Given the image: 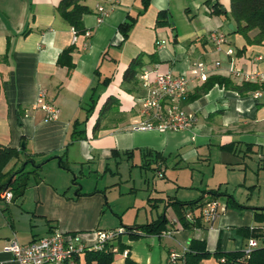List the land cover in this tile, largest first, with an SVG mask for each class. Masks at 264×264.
Wrapping results in <instances>:
<instances>
[{
	"label": "crops",
	"instance_id": "obj_1",
	"mask_svg": "<svg viewBox=\"0 0 264 264\" xmlns=\"http://www.w3.org/2000/svg\"><path fill=\"white\" fill-rule=\"evenodd\" d=\"M60 1L0 0V146L19 152L4 171L22 168L31 173L33 164L24 165L27 159L42 163L29 175L20 199L0 200V264H16L4 251L13 237L25 245L59 230L93 243L96 231L129 233L160 218L166 220L164 231L140 235L150 238L146 241L151 244L157 239L158 247L150 246L140 258L130 257L134 262L165 264L170 250L182 252L191 239L205 241L211 254L241 251L248 238L239 229H264V97L254 99L253 92L239 94L215 86L187 103L202 84L191 83L179 105L196 116L193 129L161 133L131 127L143 121L139 103L146 95L140 81L144 71L151 79L157 73L188 75L195 63L202 62L207 79L221 76L240 85L243 78L232 74L231 68L242 74L263 71L264 40L248 46L233 33L236 23L211 14L215 3L228 12L230 0H150L145 9L143 0H88L84 4L89 12L81 16L85 33L79 35L58 15ZM98 6L106 15L102 22L97 21ZM160 12L166 15L163 24ZM128 19L133 25L124 39L120 26ZM215 31L226 37L224 48L231 49L232 56L215 51L210 39ZM69 48L70 71L57 63ZM139 55L143 66L136 84L124 82L125 70ZM109 97L110 110L100 117ZM42 105L55 107L56 119L48 121ZM75 129L82 131L76 140ZM121 157L132 163L138 182L112 173L110 166ZM58 158L67 170L59 167ZM85 164L101 180L79 183ZM187 169L191 184L179 183ZM168 173L175 185L163 183ZM87 178L91 180V175ZM231 185L237 186L232 193ZM189 189L195 195L182 191ZM210 191L220 196L211 197ZM199 198L201 206L208 201L219 204L213 223L200 219L196 226L192 221L199 218L197 210L186 212L178 205ZM179 212L193 215L191 228L181 225ZM190 230L199 234L191 237ZM119 244L125 246L120 240ZM124 250L131 256L130 247ZM119 255L124 260L112 264H125V256ZM88 259L85 254L75 264H96ZM199 264H217V259L211 255Z\"/></svg>",
	"mask_w": 264,
	"mask_h": 264
},
{
	"label": "built area",
	"instance_id": "obj_2",
	"mask_svg": "<svg viewBox=\"0 0 264 264\" xmlns=\"http://www.w3.org/2000/svg\"><path fill=\"white\" fill-rule=\"evenodd\" d=\"M99 16L98 22H102L106 16L102 7H97ZM210 39L214 45L216 52H223L226 55L232 56L231 49H225L226 37L219 32H212ZM161 43L159 47L162 45ZM261 60V57H257ZM216 67L219 63H215ZM230 72L236 76L241 75L243 81L264 83V70L242 72L231 68ZM207 80L205 72V65L202 62L195 63L190 69L188 75H173L171 73L160 74L157 73L154 77L150 78L149 71H144L140 75V81L145 94L140 100V116L143 121L135 123L131 128L134 131H183L191 130L194 128L196 116L184 112L179 102L186 95L187 87L191 83H203ZM254 99L264 97V91L258 90L252 93ZM42 109L47 114V120L52 121L56 119L58 110L50 105H42ZM0 200L10 202L12 200V193L10 191H3L0 193ZM197 217L206 223H213L219 216V204L216 201H208L204 203L197 210ZM193 216V215H192ZM187 214L185 217L192 220V217ZM122 230L110 231H96L95 240L93 243H87L78 234H64L59 230H53L47 236L32 240L30 243L20 245L15 237L11 239L4 251L10 254L16 264H75L76 261L86 253L90 252H112L118 253L116 246L119 241ZM169 235V234H168ZM264 239V229L261 239L250 238L246 242V246L242 249L243 257L238 259L239 262L244 261L250 252L258 248L261 240ZM187 248L182 252L170 250L166 258L165 264H186L184 253ZM127 256L124 250L121 253ZM217 264H237L229 263L224 257L217 259Z\"/></svg>",
	"mask_w": 264,
	"mask_h": 264
},
{
	"label": "trees",
	"instance_id": "obj_3",
	"mask_svg": "<svg viewBox=\"0 0 264 264\" xmlns=\"http://www.w3.org/2000/svg\"><path fill=\"white\" fill-rule=\"evenodd\" d=\"M88 0H61L59 5L56 8V11L61 19H63L69 26L75 30V35L83 34L84 28L82 24V17L84 14L89 12L88 7L84 4ZM92 1V0H91ZM150 0H143V8H147ZM211 14L216 16H225L228 20L236 23V28L233 33L241 35L245 39L246 45H261L264 40V0H230L229 2V11L223 9L222 5L219 3H215L212 6ZM165 13L160 12L158 14L159 24L164 23ZM133 25V20L128 19L125 23L121 24L120 31L124 39L127 38L128 32ZM256 30V34L254 37H249V33L251 31ZM71 48L64 51L60 57L58 58L57 63L61 66L67 67V70L73 69V64L70 60L69 53L71 52ZM63 58L66 60L63 61ZM142 55L137 56L136 58L130 62L128 68L125 70L123 75V81L126 83H134L136 84V76L138 71L142 68ZM101 84H106V81H103ZM218 86L222 88H226L229 90L236 91L239 94H246L255 92L258 90L264 91V83H254V82H246L242 81L240 85L233 84L230 79L221 77V76H213L209 77L205 82H203L199 87L195 88L193 92L188 96L186 102H193L203 95L207 94L209 90L213 87ZM94 89V88H93ZM94 104L93 96L91 98ZM112 103L111 98L107 100V102L103 105L100 112V117L104 115L108 110H110ZM90 110L87 112L88 114L91 112ZM99 117V119H100ZM98 125V121L97 124ZM82 131L73 132V139H79L82 136ZM19 152L11 147L0 146V193L7 190L12 193V199H20L28 186L29 183V175L33 174L36 170L42 167V163L36 164L32 159H27L24 165L33 164L34 171L24 172L22 168L17 171L5 172V167L14 159L19 157ZM58 165L62 169H66L61 158H58ZM74 182V181H73ZM211 197L220 196L217 191H210L208 193ZM230 203L233 204L232 198L229 199ZM202 198H199L197 201L186 202V203H178L181 207H184L186 212L188 210H198L201 205L200 202ZM238 206V205H236ZM178 219L181 225L184 228H191V223L195 222L196 226H200L199 221L200 218L193 219L194 221L188 220L182 212L178 213ZM264 217V215H263ZM166 225V220L160 218L159 220L152 222L151 224L142 225L137 227L136 231L128 230L132 236L138 235H159L162 231H164ZM239 233H241L244 238H255L261 239L263 230L255 229L249 231L248 229H239ZM124 247L119 244L118 245V253H122L124 251ZM242 251V250H241ZM241 251L237 252H222L220 250H216L213 254L209 253L206 249L205 241H199L195 239H191L189 242V246L187 251L184 253V259L186 264H199L203 259H208L213 255L214 258L220 259L224 257L229 263H237V264H264V239L261 240V244L258 248L254 249L250 254L245 257L244 261L239 262L238 259L243 257ZM115 253L112 252H90L86 253V257L88 260H93L96 264H112L113 256ZM125 264H139L130 259L127 255L125 257Z\"/></svg>",
	"mask_w": 264,
	"mask_h": 264
},
{
	"label": "rangeland",
	"instance_id": "obj_4",
	"mask_svg": "<svg viewBox=\"0 0 264 264\" xmlns=\"http://www.w3.org/2000/svg\"><path fill=\"white\" fill-rule=\"evenodd\" d=\"M126 158L127 157H121V159H117L116 166H113L112 165V166H110V169L112 170V173L118 172V176L119 175L120 176H123L122 177L123 179H127V178H129V176H131L132 178L136 179L137 182H138V180H139L138 179V174H137L138 172L137 171L136 172H131V168H132L131 165H132V163L131 162H127L126 161ZM253 163L254 162L252 161V164ZM86 166L87 165L85 164L84 174H83L84 177H78L79 183H84V184H87V185H91V184H93V181L94 180H96V179H97V181L101 180L100 179V176L98 174H96L94 171H92V173H89L87 171L88 170V167H86ZM168 169L169 170H172L173 168L169 166ZM190 169L189 170L188 169L187 170H182L183 172L181 173V176L178 179V182L179 183L191 184V179L189 177V174H190L189 172L191 171ZM88 174L91 175V180H90V178H87L88 177ZM109 176H110V174H107V178H106L107 180H110V179H108ZM166 177H167L166 179L169 180V181L165 180L166 182L164 181L163 183H166L167 184V183L170 182V183H172V184L175 185V178L174 177H172L169 173H168V175ZM156 180L158 182L160 181L159 182L160 183L159 184V187L164 188L165 185L163 183L161 184V178L160 179L157 178ZM194 181H196V180H194ZM235 187H237V186L236 185H231V187L229 188V191L231 193L234 192L233 189H235ZM175 188L176 187H174L173 190ZM192 190L195 191L194 189H192ZM192 190L189 189V190H182V191H188L187 192V193H189L188 196H191L193 194L195 195V192H193ZM173 193L174 192H172L170 194H173ZM258 193H259L258 191H255L254 195L257 196ZM239 194L240 193L238 191L237 193H235V196L236 197H239ZM260 195L263 196V190H262V192H260ZM219 200H220L221 203L222 202L224 203V198H220ZM121 230H122V234L120 235L119 240H120L121 243H123L125 245L124 246L125 249H127V248L130 247L131 256H129V257H131V258H133V257L140 258L141 255L145 254V252H147L148 249H150V246L152 248L156 249V246L158 247V245H159V241L157 239L156 240L153 239V241L155 243H152L151 244L148 241H146V240H148L150 238H144V237H142L140 235H138V236L137 235L136 236L135 235L132 236V235H129V233H127L124 229H121ZM189 233H190V236L191 237H194L197 234H199V232H196V231L195 232H192V230H190ZM128 245H129V247H128ZM113 257L114 258H113L112 263L115 262L116 259H122V261L124 260V257H121L119 255V253H115V255Z\"/></svg>",
	"mask_w": 264,
	"mask_h": 264
},
{
	"label": "water",
	"instance_id": "obj_5",
	"mask_svg": "<svg viewBox=\"0 0 264 264\" xmlns=\"http://www.w3.org/2000/svg\"><path fill=\"white\" fill-rule=\"evenodd\" d=\"M228 28H229V30H232L233 29V27H232L231 24L228 26Z\"/></svg>",
	"mask_w": 264,
	"mask_h": 264
}]
</instances>
